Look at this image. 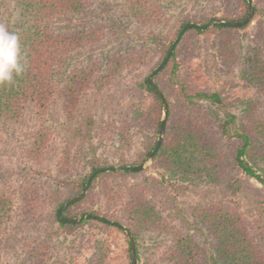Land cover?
I'll return each mask as SVG.
<instances>
[{"label":"trees","instance_id":"trees-1","mask_svg":"<svg viewBox=\"0 0 264 264\" xmlns=\"http://www.w3.org/2000/svg\"><path fill=\"white\" fill-rule=\"evenodd\" d=\"M21 2L24 8V23L17 35L24 53L26 70L11 86L0 85V123L22 122L29 108H35L40 118H44L49 108L57 102L63 105L69 115H75L79 104L88 93H97L103 89V85L112 84L110 80L114 81L120 70L133 72L140 68V80L132 81L124 92L129 99L137 101L133 105L136 108L134 114L121 121L112 120L101 124L98 140L106 138L113 141L117 138L121 145L126 146L131 140L146 136L147 157L156 144L162 104L160 97L147 83V77H143V73L155 69L166 57L181 28L196 21L183 19L175 38L167 41L152 65V60H146L145 49H133L125 54L117 52L109 57V65L104 75H101L99 63L96 61L75 68L64 80H60L57 78V72L68 62L71 55L96 46L99 39L105 35L106 29L100 27L87 31H55L56 22L85 12L90 8L91 0ZM215 2L224 3L230 10V15L219 18L209 10V14L198 21L199 24L204 25L211 21H240L248 13L247 0H214ZM254 2L252 21L258 30L259 40L263 41L264 0ZM125 6V15L121 20L118 19L121 22L124 19L135 21L141 26L165 24L164 10L155 0H129ZM233 11L238 15L234 16ZM249 25L239 29L218 26L208 31L192 29L186 34L222 32L225 36L222 57L234 62L238 61V58L236 53L232 52V35L247 29ZM150 36L151 41L159 40L154 32H150ZM184 41L185 38L176 47L164 70L154 79L168 102L164 140L152 162L157 177L144 176L140 181L127 182V179L138 177L144 172H102L92 180L85 197L64 210L63 216L77 218L85 214H95L125 226L134 236L139 262L138 237L142 233L153 232L167 241L162 255L164 264H209V261L211 264H264V224L247 216L236 203L219 201L197 206L192 210L194 217L199 221L196 224H199L202 230L206 228L215 241L212 246L213 255L209 261L204 257L205 252L198 239L181 231L168 220L161 209L163 204L157 203L180 175H194L210 179L211 182L226 183L234 194L244 190L240 176L254 180L264 188V63H254V58L245 60V64H250L255 98L244 110L243 116H239L232 111L220 92L210 88L200 76L187 68L190 51L187 53V49L182 48ZM179 48L184 52L180 58ZM142 91L146 92L145 96L149 102L146 108H141L140 101L144 96ZM46 135L49 134L39 137L35 135L32 146L27 150V157L42 158L51 145ZM143 160L140 159L131 165H139ZM115 165L127 166L123 156L119 157L115 164L98 166L94 162L90 164L89 174L86 173L77 181L66 180L68 195L63 201H59L58 190L47 193L45 190H38L35 184L28 188H17L19 197L13 185L7 188L0 186V257L9 242L10 222L14 216L27 225H38L52 220L59 229L87 227L100 231L99 235L117 232L127 240L125 233L117 227L91 219H84L78 225L64 224L59 222L56 216L59 206L81 193L92 172ZM258 205L264 218V197L259 200ZM55 233L57 234V231ZM83 239L77 243L73 242L69 251L81 255L82 251L100 244L97 239ZM19 243L22 259L13 264H51V240L28 236L20 239ZM128 247L127 264H132L129 242ZM93 248L96 249L94 254L97 255L94 263L106 264L103 248Z\"/></svg>","mask_w":264,"mask_h":264},{"label":"rangeland","instance_id":"rangeland-1","mask_svg":"<svg viewBox=\"0 0 264 264\" xmlns=\"http://www.w3.org/2000/svg\"><path fill=\"white\" fill-rule=\"evenodd\" d=\"M127 1L129 0H91L90 8L85 12L56 22L54 25L56 32L73 29L87 31L100 27L106 29L105 35L99 39L96 46L71 55L68 62L57 72L58 79L64 80L75 68L96 61L99 63L101 75H104L109 65V57L117 52L125 54L133 49H145L146 60H152V65L160 56L167 41L175 38L183 19L197 23L209 14V10L219 18L230 15L228 13L230 10L224 3H214V0H155L164 10V26L155 23L141 26L135 21L118 20L126 13ZM23 9L21 0H0V24L17 34L24 23ZM237 15L234 12V16ZM254 26L255 23L252 21L247 29L233 33L232 52L236 53L238 58V61L234 62L222 57L225 40L222 32L202 35L186 32L182 37L185 38L182 48L187 49V53L190 51L187 68L200 76L210 88L220 92L230 104L232 111L239 116H243L244 110L255 98L249 71L250 64H245V60L254 58V63H264V39L259 40L258 30ZM150 32L158 35L157 42L151 41ZM182 48H179V58L184 53ZM139 71L140 68L133 72L120 70L118 77L114 81L110 80L112 84L103 85V89L97 93H88L79 104L75 115H69L63 105L57 102L49 108L44 118H40L35 108H29L22 122L0 123V186L7 188L13 185L16 188L14 191H17L21 186L28 188L35 184L38 190L42 189L47 193L58 190L59 201H63L68 195L66 180L77 181L86 173L89 174L91 163L96 162L98 166H104L106 163L115 164L118 158L123 156L125 163L131 165L145 159V146L148 145L146 136H139L126 146L121 145L117 138L113 141L106 138L98 140V129L101 124L112 120L121 121L134 114L136 108L133 105L137 101L129 99L124 92L132 81L139 79L141 76ZM149 73V70L145 71L143 77H147ZM142 94L144 96L140 101L141 108H146L149 102L145 96L146 92L142 91ZM44 134H49L45 137L51 141L46 153L41 159L27 157V150L32 146L35 135L39 137ZM152 162L142 171L144 172L142 175L131 177L127 182L140 181L144 176L157 177ZM240 178L244 190L234 194L226 183L211 182L210 179L194 175H180L171 183L169 189L166 188L164 196L157 202L163 204L164 207H160L168 220L181 231L198 239L207 261L213 255L212 246L215 241L206 228L202 230L199 224H196L199 221L192 212L194 207L219 201L234 202L247 216L264 224L258 207L259 200L264 197V188L254 180H248L243 176ZM18 193L19 191L17 196ZM10 223L9 242L0 257V264H13L21 260L19 240L28 236L51 240L53 245L51 264H95L94 259L97 255L94 254L96 249L93 247L99 246L105 252L106 264H127L128 239L126 240L120 233L99 235L100 231L87 227L59 229L52 220L38 225H27L16 216ZM88 238L97 239L100 244L82 251L81 255L69 251L73 242ZM137 242L139 264H164L162 255L167 245L165 239L153 232H146L138 237Z\"/></svg>","mask_w":264,"mask_h":264},{"label":"water","instance_id":"water-1","mask_svg":"<svg viewBox=\"0 0 264 264\" xmlns=\"http://www.w3.org/2000/svg\"><path fill=\"white\" fill-rule=\"evenodd\" d=\"M249 9L246 17L243 20L240 21H211L208 22L207 24L201 25L197 23H190L181 28L179 31V34L175 38V40L172 42L169 51L166 54V57L162 60V62L155 68L153 69L147 76V83L151 86V88L157 93V95L160 97L161 104H162V118L160 120V127H159V132L157 135L156 139V144L152 150V152L144 159V161L139 164V165H127V166H106L101 169H98L90 174L88 177V181L86 182V185L84 189L81 191L79 195L76 197L64 202L59 208L57 209L56 216L59 222L64 223V224H71V225H78L80 224L84 219H91L95 220L97 222H101L104 224H108L113 227H117L121 229L129 242L130 246V253H131V260L132 264H139V260L137 257V250H136V243L134 240L133 234L123 225L110 220L109 218H106L101 215H95V214H85L77 218H68L63 216V211L66 210L68 207L72 206L73 204L81 201L85 195L87 194V191L91 185L92 180L100 173L102 172H132V173H137V172H142L145 170L147 165L154 160V158L157 156L158 151L163 143L164 140V135L166 131V122H167V117H168V102L165 97V95L162 93L161 90L158 89L156 86V83L154 81L155 77L164 70L166 67L170 57L174 53L176 47L178 46L179 42L181 41L183 35L192 29H198L200 31H207L215 26H218L220 28H231V29H239L241 27L247 26L252 22L254 12H255V4L254 0H247Z\"/></svg>","mask_w":264,"mask_h":264},{"label":"clouds","instance_id":"clouds-1","mask_svg":"<svg viewBox=\"0 0 264 264\" xmlns=\"http://www.w3.org/2000/svg\"><path fill=\"white\" fill-rule=\"evenodd\" d=\"M19 36L0 24V85L11 86L26 70Z\"/></svg>","mask_w":264,"mask_h":264}]
</instances>
